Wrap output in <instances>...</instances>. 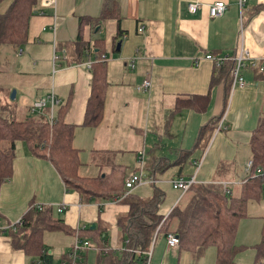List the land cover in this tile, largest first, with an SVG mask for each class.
Instances as JSON below:
<instances>
[{
  "label": "crops",
  "instance_id": "crops-1",
  "mask_svg": "<svg viewBox=\"0 0 264 264\" xmlns=\"http://www.w3.org/2000/svg\"><path fill=\"white\" fill-rule=\"evenodd\" d=\"M238 1L114 0L113 15L91 23L88 20L100 16L105 0H54L52 6L36 0L25 44L18 49L0 46V76L4 77L0 92L14 89L15 100L20 94L21 107L14 114L8 112L5 119L21 122L34 117L29 109L40 99L45 100V107L37 115L47 121L55 108H63L62 122L74 126L71 147L77 152L79 178H103L118 169L126 179L136 172L141 149L148 157L141 175L149 183L131 191L147 199L151 186L159 188L164 197L158 213L163 217L183 196L170 187L168 181L174 178L193 177L195 183L207 185L229 182L230 191L240 194L243 167L250 159V133L264 112V79L257 69L245 65L240 70L244 87H231L222 68L202 58L208 53L232 55L240 43L254 59L264 55V0H244L240 9ZM214 2L224 3L226 9L221 17L211 19L207 7ZM9 4L10 0H0V14ZM191 4L198 7L194 13L188 11ZM98 48L105 58L102 118L96 127H82L91 84L87 65L98 61ZM128 58H134L132 68L127 67ZM147 76L149 92L137 93L135 87ZM50 95L56 102L51 108ZM192 97L207 98L203 110L174 109L177 99ZM221 117L222 128L215 133ZM203 141L206 148L199 158ZM126 154L133 159L129 176H125ZM262 185L257 198L246 201L245 215L237 223L233 243L245 249L235 255L234 264L254 262L252 247L259 242L264 219ZM110 200L80 202L76 192L65 191L47 160L33 157L21 142H14L11 175L0 185V224L15 223L30 206H50L68 233L42 234L48 264L66 263L76 232L89 246L79 251L75 264H98L96 248L80 234L104 228L103 248H122L116 218L128 208L120 202L110 204ZM61 204L66 209L60 217L55 207ZM206 249L201 256L208 252L215 257V251ZM189 256L168 248L165 237H158L150 248L148 264H179ZM32 263L44 264L27 260L23 252L13 250L7 233L0 234V264Z\"/></svg>",
  "mask_w": 264,
  "mask_h": 264
},
{
  "label": "trees",
  "instance_id": "trees-1",
  "mask_svg": "<svg viewBox=\"0 0 264 264\" xmlns=\"http://www.w3.org/2000/svg\"><path fill=\"white\" fill-rule=\"evenodd\" d=\"M35 5L36 0H10L8 8L0 14V46L18 49L25 44L28 19L35 14ZM114 9V0H105L100 16L88 21L97 23L105 20L113 15ZM80 22L83 24L84 19ZM235 53L236 50L226 56L233 57ZM96 55L97 60L103 56L99 48ZM232 67L233 62L229 60L223 61L218 68H222L227 75L228 83L231 81ZM90 73V93L82 127H96L102 118L106 88L103 61L92 64ZM260 75L264 79V72ZM228 83L224 85L225 94ZM206 101L207 98L198 97L177 99L174 109L187 106L200 111L204 109ZM62 110L55 108L50 121L42 115L30 116L21 122L0 118V185L11 175L14 142H21L33 157L49 162L65 191L76 192L80 202L87 203L90 199L108 201L120 197L124 192L125 177L118 169L103 178L84 179L77 176V152L71 147L74 126L62 122ZM212 124L210 122L208 125L210 129ZM248 149L252 166L242 178L238 195L230 191V195L226 196L218 185L194 183L183 193L180 203L163 217L158 213L164 197L159 188L151 186V195L147 199L139 198L130 191L119 201L127 206V212L116 218L119 239L123 244L120 250L108 251L103 248L106 246L104 228L84 230L80 234L96 248L98 264H147L146 252L158 237L167 234L177 237V252L188 253L194 260L206 248L212 247L215 250L214 264H234L235 255L245 249L233 243L237 223L245 215L246 201L257 198L264 182V112L250 133ZM256 168L261 169L260 175L254 174ZM53 211L50 206H30L21 218V226L7 233L13 250L23 252L27 260L48 264L49 256L41 241L42 234L52 231L68 233L61 219L54 217ZM252 249L255 253L253 264H264V219L259 242ZM68 262L66 258L65 264Z\"/></svg>",
  "mask_w": 264,
  "mask_h": 264
},
{
  "label": "built area",
  "instance_id": "built-area-1",
  "mask_svg": "<svg viewBox=\"0 0 264 264\" xmlns=\"http://www.w3.org/2000/svg\"><path fill=\"white\" fill-rule=\"evenodd\" d=\"M41 3L43 6H52L54 4V0H41ZM244 0H239L238 1V8L240 9L243 6ZM196 4H191L188 5V11L189 13H194L195 10L197 9ZM226 9V5L222 2H214L211 5L207 7V14L208 17L211 19L219 18L223 15L224 11ZM142 28H139L138 31H141ZM203 60L208 61L212 63L216 68L220 67L221 63L223 61H232L233 62V67L231 70V87H239L243 88L245 85V82L243 78L240 75V70L245 66H249L250 68H255L258 70V72L262 73L264 72V55L260 57V59H254L252 58L248 52L243 48L241 43L237 46L236 53L233 57H228V56H216L212 54H205L203 57ZM133 59L134 58H128L127 61V67L132 68L133 67ZM105 58L103 56L100 57L98 61H104ZM197 60L195 61V65L197 64ZM87 67H90V64L87 65ZM150 88V78L147 76L145 79L141 81V83L135 87V91L137 93H148ZM49 105L50 108L53 107L56 102L54 101L53 97L50 95L49 96ZM45 107V100L40 99L37 102H35L29 109L30 114H39L42 108ZM51 119V117H50ZM49 119V121H50ZM223 117H221L214 128V132H218L222 127L221 123L223 121ZM136 163H137V170L135 173L131 174L128 178L125 179L124 181V192L120 197H115L110 200V204L112 203H117L119 202L123 197H125L134 187L149 183L147 180L143 179L141 175V171L143 168V151L137 153L136 157ZM252 166L251 160L249 159L243 167V172L244 176L247 175L250 171V168ZM255 175H260L261 174V169L256 168L254 171ZM242 182V180H241ZM170 187L173 190L179 191L180 193H184L187 191V189L195 183L193 177H189L188 179H181V178H174L168 181ZM238 182L237 184H239ZM232 183L229 182H221L218 184V186L222 189L224 194L226 196L230 195V186ZM65 205H57L55 207V212L57 214L63 213L65 210ZM22 220L19 219L13 224H0V234H5L8 233L9 231H13L16 227L21 226ZM77 230V229H76ZM165 243L168 248H176L178 244V239L176 236L172 234H167L165 236ZM89 245L87 242H81L78 238L77 232L74 235V243L67 254V258L69 262L67 264H75L77 261L78 253L79 251L87 248ZM147 256V264L149 261V256H150V250L146 252Z\"/></svg>",
  "mask_w": 264,
  "mask_h": 264
},
{
  "label": "rangeland",
  "instance_id": "rangeland-1",
  "mask_svg": "<svg viewBox=\"0 0 264 264\" xmlns=\"http://www.w3.org/2000/svg\"><path fill=\"white\" fill-rule=\"evenodd\" d=\"M3 79H4V77L1 75L0 76V83L3 82ZM12 91H14V89H11L9 92H7V91L5 92V90H1V92H0V95H1L0 96V114H1L0 118H8V112H10L11 114H14L15 112H19L20 111V108H21L20 105H19L20 94L19 93L17 94L18 96H17L16 100L15 99H10V95H11ZM14 93H15V91H14ZM142 95H144V94H142ZM4 109L6 111H4ZM204 142H206V141L202 142V146L198 150L199 151L198 152L199 158H201V156H202V154H203V152H204V150L206 148V147H204V144H205ZM207 144L208 143H206L205 146H207ZM141 151L142 150L140 149L139 152H141ZM126 157L128 158V163H126V164H128V169L125 170V176L128 175L131 172L132 167H133L132 154H130V155L126 154ZM145 158L147 160V158H148L147 157V153L144 154V152H143V163H145ZM135 168H137V164L135 165ZM146 187H149V186H146ZM176 194H179V192L176 191ZM58 216L61 217V214H59ZM207 249H210V251H212V253H214V251H215L214 248H212V247H209ZM186 255H188V254L186 253ZM185 259L186 260H184L182 258L181 262L179 264H198V263H201V264H213V262H214V254H212V256H211V254L209 255L208 252L207 253L205 252L204 255L201 256L200 258H198L197 260L196 259L193 260L190 256H189V258H185Z\"/></svg>",
  "mask_w": 264,
  "mask_h": 264
},
{
  "label": "water",
  "instance_id": "water-1",
  "mask_svg": "<svg viewBox=\"0 0 264 264\" xmlns=\"http://www.w3.org/2000/svg\"><path fill=\"white\" fill-rule=\"evenodd\" d=\"M119 42L118 43H116V45H115V47H116V50H118V48H119ZM14 91H12V93H11V95H10V99H14ZM93 227V226H92Z\"/></svg>",
  "mask_w": 264,
  "mask_h": 264
}]
</instances>
